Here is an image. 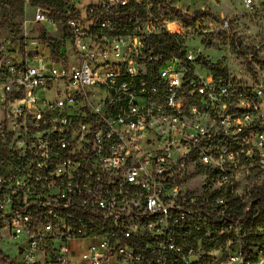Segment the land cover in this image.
<instances>
[{"label":"built area","instance_id":"2783aa9c","mask_svg":"<svg viewBox=\"0 0 264 264\" xmlns=\"http://www.w3.org/2000/svg\"><path fill=\"white\" fill-rule=\"evenodd\" d=\"M142 2L71 3L65 23L36 6L28 22L58 36L0 34V228L18 264H264V223L252 241L221 194L264 166V89L156 51ZM190 164L218 185L189 188Z\"/></svg>","mask_w":264,"mask_h":264},{"label":"rangeland","instance_id":"374dc122","mask_svg":"<svg viewBox=\"0 0 264 264\" xmlns=\"http://www.w3.org/2000/svg\"><path fill=\"white\" fill-rule=\"evenodd\" d=\"M94 1L69 0L65 6L76 3L80 15L84 16L88 5ZM184 4L187 9L190 8V12H194L190 15L192 20L188 14L177 12L178 7ZM35 9L36 6L25 1L23 17L8 19L4 18V11L0 8V34L19 39L24 26L31 36L37 35L43 26L49 36H58V22H43L42 26L40 23L28 22L33 18ZM140 10L151 16L148 27L153 33L152 37L163 33L176 35L181 51L192 57L198 73L205 72L203 59L218 62L226 68L227 76L236 85L255 91L264 89V6L246 11L233 0H143ZM195 11L201 13L197 15ZM171 23L175 29L169 25ZM47 94L51 96L52 92ZM260 111L264 113V104ZM229 175L233 177V183L226 188L231 193L223 188L221 194L229 201L230 209L237 208L243 214L250 202L254 201L256 192L264 189V166L258 161H252L238 166ZM185 184L191 189L200 184L199 188L203 185L207 191L218 185L201 164H190L187 167ZM258 209L259 206L252 203L251 211L256 212ZM21 241L11 237L6 227L0 228V251L8 258V262L0 260V264H11L10 261L13 264L19 263L21 256L18 244Z\"/></svg>","mask_w":264,"mask_h":264},{"label":"trees","instance_id":"16d2710c","mask_svg":"<svg viewBox=\"0 0 264 264\" xmlns=\"http://www.w3.org/2000/svg\"><path fill=\"white\" fill-rule=\"evenodd\" d=\"M26 0H0V8L4 11V18H15L23 17L24 14V5ZM29 4L32 6H40L47 8L53 12L55 15L56 21L65 23L67 17L65 13V5L68 0H28ZM177 12H184L188 14L190 20L193 17L190 15L194 12H190V8L187 9L184 4L183 7H178ZM201 12L195 11V14L199 15ZM40 36H43L41 30L39 31ZM149 43L153 46L156 51L162 53L165 57L178 56L183 58L184 52L181 51L178 42L176 41V35L171 33H163L161 35L153 36L149 39ZM203 66L213 72L214 74H223L227 75V70L225 67H222L218 62H211L209 60H202ZM255 199L260 201L262 206H264V191L256 192ZM230 216H233L235 219L241 220L243 222H249L251 220V235L252 241L254 238V232L257 230V226L261 223H264V210L244 212L243 214L239 213L237 208L231 209L228 211ZM254 258V257H253ZM0 260L2 262H8V258L0 251ZM11 264L13 262L10 261Z\"/></svg>","mask_w":264,"mask_h":264},{"label":"crops","instance_id":"0c3cea01","mask_svg":"<svg viewBox=\"0 0 264 264\" xmlns=\"http://www.w3.org/2000/svg\"><path fill=\"white\" fill-rule=\"evenodd\" d=\"M68 1H69V0H68ZM74 2H75V1H74ZM76 2H77V1H76ZM75 4H76V3H75ZM26 21H27V20H26ZM24 29H25V26H24ZM25 30H26V29H25ZM40 30L43 31V32L45 33V29L43 28V26H42V29H40ZM40 30H38V33H39ZM31 32H32V31H31ZM38 33H37V34H38ZM47 35H48V34H47ZM48 36H49V35H48Z\"/></svg>","mask_w":264,"mask_h":264},{"label":"bare ground","instance_id":"6f19581e","mask_svg":"<svg viewBox=\"0 0 264 264\" xmlns=\"http://www.w3.org/2000/svg\"><path fill=\"white\" fill-rule=\"evenodd\" d=\"M170 26H171L173 29H175V25H174V24L171 23Z\"/></svg>","mask_w":264,"mask_h":264}]
</instances>
